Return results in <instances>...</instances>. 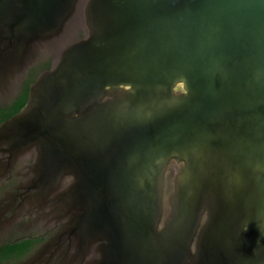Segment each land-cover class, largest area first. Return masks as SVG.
<instances>
[{"label": "water", "instance_id": "95a60500", "mask_svg": "<svg viewBox=\"0 0 264 264\" xmlns=\"http://www.w3.org/2000/svg\"><path fill=\"white\" fill-rule=\"evenodd\" d=\"M41 55L0 180L61 264H264V0H0V77Z\"/></svg>", "mask_w": 264, "mask_h": 264}, {"label": "flooded vegetation", "instance_id": "af4514ba", "mask_svg": "<svg viewBox=\"0 0 264 264\" xmlns=\"http://www.w3.org/2000/svg\"><path fill=\"white\" fill-rule=\"evenodd\" d=\"M48 63H52L51 57L41 55L26 66L20 77H0V124L13 116L20 102L27 101L31 84ZM32 163L30 156L12 164L7 177L0 180V264H61L68 249L66 243L57 247L64 222H50L31 207L21 206L22 199L28 195L22 185L31 175ZM0 164H6L1 154ZM17 244L28 246L21 253L4 258V249Z\"/></svg>", "mask_w": 264, "mask_h": 264}, {"label": "trees", "instance_id": "16d2710c", "mask_svg": "<svg viewBox=\"0 0 264 264\" xmlns=\"http://www.w3.org/2000/svg\"><path fill=\"white\" fill-rule=\"evenodd\" d=\"M51 64L48 63L44 66V71L48 70L50 68ZM26 101H22L20 102L14 109V111L12 112L13 115H15L17 112H19V110L25 105ZM28 245L26 244H17V245H13V246H9L6 247L3 251V256L4 258H9L12 254H19L21 253L23 250H25V248Z\"/></svg>", "mask_w": 264, "mask_h": 264}, {"label": "rangeland", "instance_id": "374dc122", "mask_svg": "<svg viewBox=\"0 0 264 264\" xmlns=\"http://www.w3.org/2000/svg\"><path fill=\"white\" fill-rule=\"evenodd\" d=\"M53 56H51V59H52Z\"/></svg>", "mask_w": 264, "mask_h": 264}]
</instances>
